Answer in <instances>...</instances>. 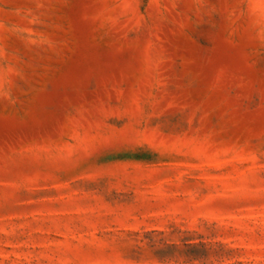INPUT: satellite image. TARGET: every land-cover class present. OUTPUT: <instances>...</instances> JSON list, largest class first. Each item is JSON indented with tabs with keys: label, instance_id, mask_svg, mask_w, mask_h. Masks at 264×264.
Returning a JSON list of instances; mask_svg holds the SVG:
<instances>
[{
	"label": "rangeland",
	"instance_id": "1",
	"mask_svg": "<svg viewBox=\"0 0 264 264\" xmlns=\"http://www.w3.org/2000/svg\"><path fill=\"white\" fill-rule=\"evenodd\" d=\"M0 264H264V0H0Z\"/></svg>",
	"mask_w": 264,
	"mask_h": 264
}]
</instances>
